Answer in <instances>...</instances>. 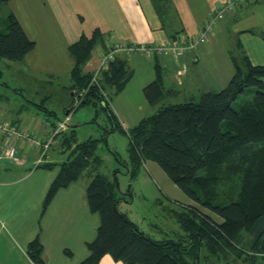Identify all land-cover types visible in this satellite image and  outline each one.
I'll use <instances>...</instances> for the list:
<instances>
[{"label":"trees","instance_id":"obj_1","mask_svg":"<svg viewBox=\"0 0 264 264\" xmlns=\"http://www.w3.org/2000/svg\"><path fill=\"white\" fill-rule=\"evenodd\" d=\"M156 2L159 11L168 4L167 0ZM6 25V31L0 30V56L23 60L35 42L12 12ZM101 38L103 33L95 29L92 36L82 35L69 47L75 59L69 88L76 93L68 113L95 98L107 110L112 130L106 129L102 138L80 142L72 133L66 135L68 129L61 141L70 150L67 160L40 164L59 167L44 199V209L61 188L85 173L91 179L87 199L101 222L96 238L88 243L89 255L81 264H98L105 255L125 264H199L204 249L219 264L264 259V65L254 64L245 53L232 56L235 72L225 88L203 92L188 102L164 105L126 130L109 100L133 77L127 59L115 52L107 69L98 74L84 71ZM155 68L157 78L144 89L151 104L165 94L162 67L157 62ZM249 87L257 88L255 99L235 108L233 102ZM112 131L131 139L127 167L132 175L144 162L155 161L196 203L177 213L184 233L181 239L154 240L118 209L122 199L117 176L120 170H115L114 178L100 172L102 158L96 152ZM42 251L38 239L29 243L28 253L36 264H43Z\"/></svg>","mask_w":264,"mask_h":264},{"label":"crops","instance_id":"obj_2","mask_svg":"<svg viewBox=\"0 0 264 264\" xmlns=\"http://www.w3.org/2000/svg\"><path fill=\"white\" fill-rule=\"evenodd\" d=\"M167 1L162 11L158 10L156 0H7L5 3L35 42L34 48L19 61L25 73L51 79L67 76L71 85L75 59L69 47L82 35L92 36L95 29L103 33V38L93 49L84 71L96 72L115 43L128 48L117 51L116 55L127 59L134 70L133 77L123 91L109 100L120 124L128 130L164 105L183 103L197 99L203 92L225 88L235 72L232 56L245 53L254 64L264 65V0H242L234 8L226 9L208 42L195 48H190V43L228 0ZM225 30L230 37H220ZM180 33L188 36L180 46L184 49L181 54L175 44ZM142 44L157 51L147 55L132 49ZM157 62L162 67L165 94L159 102L151 104L144 89L157 78ZM0 121L26 130L37 141L13 138L21 163L6 157L0 159V264H36L28 253L33 239L43 244V264H81L89 255L88 243L96 238L101 222L100 215L89 207L88 173L85 179L79 178L58 190L44 209V199L59 167H41L38 152L50 138L57 121L45 119L48 128L43 125L44 120L38 122L34 118L25 124L23 120L0 115ZM5 141L6 136L0 134V142ZM182 202L196 204L189 198ZM213 217L222 221L215 214ZM98 264L125 263L105 255Z\"/></svg>","mask_w":264,"mask_h":264},{"label":"rangeland","instance_id":"obj_3","mask_svg":"<svg viewBox=\"0 0 264 264\" xmlns=\"http://www.w3.org/2000/svg\"><path fill=\"white\" fill-rule=\"evenodd\" d=\"M9 13H11L10 6L0 2L2 31H6V19ZM225 31L221 32L220 37L229 34ZM233 46L235 47L234 40ZM19 61L21 60H10L0 56V115L20 122L23 120L25 124L31 123L33 118L38 122L44 120L43 125L47 128L49 126L45 119L54 122L64 119L67 110L72 106L70 78L66 76L67 78L51 79L25 73L20 69ZM256 92V87L247 88L233 102V106L238 108L241 103L255 99ZM112 126L113 122L107 110L94 98L91 103H85L71 112L68 128L70 131L65 132L66 135L72 133L75 139L81 142L89 138H102L106 134V129L112 130ZM65 132L57 136L47 148L43 147L39 150L38 156L42 163L67 160L70 150L61 142ZM50 139L51 136L46 143ZM130 141L128 135L112 131L96 151L102 158L100 172L114 178L115 170H120L117 176L119 195L122 199L118 203V209L154 240L181 239L184 233L177 213L186 210L184 206L189 205H183L182 201L189 197L155 161L144 162L137 173L132 175L127 167L130 160ZM85 175L86 173L80 178L85 179ZM203 210L208 212V209ZM248 263L251 264V260ZM199 264H219V260L214 256L210 257L204 249ZM240 264H244V261L240 260ZM252 264H264V259L259 257Z\"/></svg>","mask_w":264,"mask_h":264},{"label":"built area","instance_id":"obj_4","mask_svg":"<svg viewBox=\"0 0 264 264\" xmlns=\"http://www.w3.org/2000/svg\"><path fill=\"white\" fill-rule=\"evenodd\" d=\"M240 1L242 0H228L227 3L221 5L219 7V11L216 14V16L211 17L204 24L200 33L195 37L192 43H190L189 47L195 48L198 44L207 43L209 38L215 32L218 18L222 16L223 12L226 9L234 8L235 5L239 3ZM187 38H188L187 35H185L184 33H181L179 35V39H178L179 41L175 42V44H177L176 46H178L177 50L179 51L180 54L183 53V50H184L183 48H180V46L182 43L187 41ZM124 49H128V48L124 45H121L120 43H115L112 47V50L102 58L100 68L97 70L96 73L98 74V72L101 71V69H107L109 65V61L110 59L114 57L115 52L119 50H124ZM132 49H138L140 52L147 54V55H153L157 51L155 47H148L145 44H142L137 48L134 47ZM97 74L95 75L94 79H96V77L98 76ZM70 120H71V113H67L64 119L59 120L57 122V125L52 129L50 141L48 143L46 142L42 143L44 144V147L47 148L57 136H59L60 134L68 130V128L70 127ZM0 134H3L6 136V141L0 142V159L3 157H6L15 163H21L22 158L18 153L17 147L12 142L13 138H16V137H21L25 139L28 138L30 139V142L32 143L37 142V141H33V138L30 136V134L26 130L18 129V127L14 125L12 126L8 123H4L1 121H0Z\"/></svg>","mask_w":264,"mask_h":264},{"label":"water","instance_id":"obj_5","mask_svg":"<svg viewBox=\"0 0 264 264\" xmlns=\"http://www.w3.org/2000/svg\"><path fill=\"white\" fill-rule=\"evenodd\" d=\"M76 93V91H72V94L74 95Z\"/></svg>","mask_w":264,"mask_h":264}]
</instances>
